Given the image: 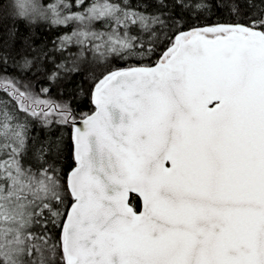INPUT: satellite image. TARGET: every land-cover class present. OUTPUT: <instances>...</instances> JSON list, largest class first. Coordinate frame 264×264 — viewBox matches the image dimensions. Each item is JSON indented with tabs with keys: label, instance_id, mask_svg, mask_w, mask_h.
<instances>
[{
	"label": "snow or ice",
	"instance_id": "1",
	"mask_svg": "<svg viewBox=\"0 0 264 264\" xmlns=\"http://www.w3.org/2000/svg\"><path fill=\"white\" fill-rule=\"evenodd\" d=\"M8 7L66 31L0 35V264H264V0Z\"/></svg>",
	"mask_w": 264,
	"mask_h": 264
},
{
	"label": "trees",
	"instance_id": "2",
	"mask_svg": "<svg viewBox=\"0 0 264 264\" xmlns=\"http://www.w3.org/2000/svg\"><path fill=\"white\" fill-rule=\"evenodd\" d=\"M40 2L42 7H46L47 4L51 2V0H40ZM9 3L10 0H0V35H4L9 30L18 28L21 33L31 32L35 36V38L41 42L42 46L47 45L48 47H51V41L56 40L58 36L62 35L63 32L66 31L65 28H57L55 26L49 27L48 21L45 20H37L35 24H30L26 20L16 19L13 16L12 9L8 7ZM213 20H220L221 22H224V19L221 17H214ZM202 23V21L197 20L195 16H193L191 20L192 26L202 25ZM77 51V47H71L68 51L60 55H62L63 57H68L70 63V58L75 56L77 54ZM88 59H92L90 54L88 55ZM155 59H157V57L154 56L153 60ZM135 62V60L130 61V63ZM88 67H90L91 70L94 71L96 74H99L101 71L104 70V67L100 64H92ZM75 80L78 84L82 85V88L77 97L79 103L74 104V109L77 113V118H79L80 113H91L94 110V105L90 103V99L88 97V91L91 88V81L83 75L75 77ZM59 90L63 91V88L61 87ZM57 91L58 87L53 86L50 93L52 98H58ZM69 131L70 129H62V132L66 138L68 136ZM131 203L137 208L141 206L140 198L136 195L131 196ZM56 234H59L58 229L56 230Z\"/></svg>",
	"mask_w": 264,
	"mask_h": 264
},
{
	"label": "water",
	"instance_id": "3",
	"mask_svg": "<svg viewBox=\"0 0 264 264\" xmlns=\"http://www.w3.org/2000/svg\"><path fill=\"white\" fill-rule=\"evenodd\" d=\"M93 111H94V110H93ZM89 114H90V113H89ZM78 119H79V118H78ZM132 195H136V196H138V194L130 193V194H129V199H130V201H131V196H132ZM138 197H139V196H138ZM139 198H140V197H139ZM140 201H141V199H140Z\"/></svg>",
	"mask_w": 264,
	"mask_h": 264
},
{
	"label": "rangeland",
	"instance_id": "4",
	"mask_svg": "<svg viewBox=\"0 0 264 264\" xmlns=\"http://www.w3.org/2000/svg\"><path fill=\"white\" fill-rule=\"evenodd\" d=\"M34 2H35L36 4H38V5L41 6V2H40V0H34ZM41 7H42V6H41Z\"/></svg>",
	"mask_w": 264,
	"mask_h": 264
}]
</instances>
